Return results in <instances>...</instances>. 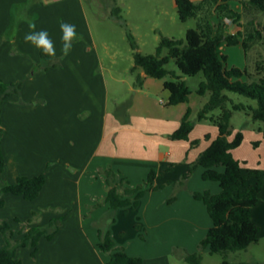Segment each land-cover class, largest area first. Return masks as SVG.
Listing matches in <instances>:
<instances>
[{
  "label": "crops",
  "instance_id": "1",
  "mask_svg": "<svg viewBox=\"0 0 264 264\" xmlns=\"http://www.w3.org/2000/svg\"><path fill=\"white\" fill-rule=\"evenodd\" d=\"M230 4L242 12L240 0H230ZM33 19L36 30L49 33L56 45L53 59L61 63L29 76L42 61L41 51L24 39ZM62 21L76 25L79 37L67 56L61 53ZM238 29L231 31L227 26L230 34ZM0 37V78L7 84L24 80L20 95L8 98L2 108V181L14 184L20 177H36L50 165L37 199L27 201L10 193L1 197L5 205L0 209V221H9L15 238H20L21 225L34 213L40 215L29 227H43L63 217L54 238L41 239L35 257L28 248L17 250L16 257L23 264H106L109 256L98 247L96 223L109 210L104 202L107 184L99 175L107 167L120 173L130 187L145 182L151 171L159 175L156 184L165 185L148 192L127 215L123 209L116 210L115 222L109 227L116 246L124 247L130 256L142 257L143 264H171L175 249L182 258L186 251L197 252L213 223L205 204L192 193L216 195L221 186L204 180L201 166L191 173L190 164L217 138L218 129L208 122H196L188 141L174 140L172 135L188 110L195 121L206 103L208 97L196 92L203 77L193 86L185 77L192 90L188 102L167 106V79L150 78L138 70L134 74L140 73L144 82L140 87L135 83L129 86L131 100L122 120L109 113L108 81L100 70L101 60L89 47L92 33L83 0H0ZM224 43L217 47L219 55L225 54ZM203 135L208 136L205 146ZM262 136L258 131L252 138L264 148ZM196 140H200L199 147L192 145ZM251 169L264 171V161ZM181 180L186 186L169 204ZM98 202L102 205L93 209ZM260 203L261 199L257 207ZM141 233L144 240H140ZM4 244L0 233V246Z\"/></svg>",
  "mask_w": 264,
  "mask_h": 264
},
{
  "label": "trees",
  "instance_id": "2",
  "mask_svg": "<svg viewBox=\"0 0 264 264\" xmlns=\"http://www.w3.org/2000/svg\"><path fill=\"white\" fill-rule=\"evenodd\" d=\"M181 22L189 19L196 21V28L187 30L184 39L169 38L161 35L159 45L154 54H142L133 34L128 30L127 37L133 50L134 66L132 73L142 70L146 76L158 80L172 77L164 83V89L169 93L167 106L186 103L192 93L191 88L184 80L185 77H194L202 74L203 80L196 89L197 94L208 97L206 103L197 113L196 120L192 119V112L188 110L184 115L180 127L173 133L174 140L188 141L195 128L196 122H208L218 129V136L210 145L190 164V172L203 167L202 178L206 181L219 182L221 192L213 195L209 191L193 192L196 200L202 201L212 220V227L202 239L199 251L187 253L185 261L188 264H202L203 252L208 250L211 255L247 250L252 244L259 242L261 228L254 220V209L260 202V194L264 187V171L248 169L243 172L242 162L235 158L233 150L240 147L244 135L239 132L233 140L231 122L236 112H243L254 123H259L258 131L264 140V63L257 61L254 70L249 65V53L254 44L260 42L264 46V27L257 21V15L264 16V0H240L242 12L231 7L230 0H201L198 3L192 0H174ZM114 14L122 19L121 8L113 10ZM16 15V6L13 7V16ZM249 20L243 23V19ZM232 22L239 30L235 34L227 31V22ZM127 27L126 24H123ZM16 26L13 27L15 29ZM32 31V29H30ZM3 37H0V44ZM226 42L228 46H241L244 50L247 66L244 69L228 66V56L219 55V43ZM42 61L32 73L47 71L58 66L60 59L46 57L41 52ZM174 60L179 73L169 70L167 66ZM246 79V80H245ZM144 78L136 74L135 86L143 85ZM24 80L16 83H4L0 78V209L5 202L1 198L4 194L22 196L27 201L37 199L45 185L50 169L47 165L39 176L28 178L20 177L14 184H5L2 175L5 169V159L2 152L1 114L5 101L14 95H20ZM228 93H234L255 101L254 104L237 103ZM198 140L192 142L197 146ZM223 168V171L219 169ZM107 184V195L104 202L109 204V210L104 216L105 223L98 221L99 249L109 256L106 264H143L142 257L130 256L125 248L118 247L112 238L109 227L115 222V212L123 209L124 215L135 210L140 200L151 191L164 188L157 185L159 175L151 171L147 180L136 187H130L129 182L114 171L111 167L101 169ZM252 178L256 179L251 184ZM186 181L181 180L175 192L169 197L171 204L177 199V191L185 188ZM102 202L92 206L99 208ZM40 213H34L27 224L21 225L20 238L15 233L9 221H0V233L5 238V244L0 246V264H23L16 257L17 250L28 248L35 257L42 238L52 240L58 233L63 217L52 219L46 226H31ZM102 220V221H103ZM136 228H140L136 225ZM141 238H144L141 236ZM222 264H231L226 259Z\"/></svg>",
  "mask_w": 264,
  "mask_h": 264
},
{
  "label": "rangeland",
  "instance_id": "3",
  "mask_svg": "<svg viewBox=\"0 0 264 264\" xmlns=\"http://www.w3.org/2000/svg\"><path fill=\"white\" fill-rule=\"evenodd\" d=\"M83 4L92 33V41L89 47H91L93 54L101 60L102 68L100 70L104 72L103 74L108 81L109 113L113 116L117 114L123 120L127 117V107L131 100V93H129L128 88L136 81V74L131 72L134 59L127 31L129 30L135 37L139 51L142 54H154L161 35L184 39L187 30L196 28V21L189 19L187 22H181L174 0H83ZM117 7L122 10L120 15L122 19H119L113 12ZM256 19L262 25L259 29H263L264 16L257 15ZM248 20L249 18L245 17L242 22L246 23ZM123 24H126L127 27H124ZM227 26L230 27L231 31L238 29L230 21L227 22ZM223 47L225 48V54L228 56L229 67L235 66L244 69L249 63L253 71L257 61L264 63V46L260 42L253 45L249 53L248 63L242 47L226 46L225 43ZM219 50L218 52L221 54V50ZM167 68L179 73L174 60H171ZM202 77V74L188 77L190 79L189 85L197 84ZM166 79L168 81L173 80L172 77ZM228 95L237 103L255 105V101L244 96L234 93H228ZM258 126L259 123H254L243 112H236L231 122L232 135L230 139L233 140L239 132L244 135L242 145L233 150L242 162L244 173L248 169L261 165V162L264 161V148L259 147L257 141H255L256 139L253 141L252 138L254 134L257 135ZM207 138V135L201 137L204 146L207 143ZM198 141L196 147L200 146V140ZM99 175L104 177L103 174L99 173ZM255 182V178L250 181L251 184ZM140 184H143V182ZM260 199V206L254 211V220L262 232L259 242L252 244L247 250L230 252L227 256L222 254L211 255L204 251L202 264H222L225 259L231 264H264V187ZM105 215L106 213L99 220L101 223H105V220H103ZM141 236L144 237L143 233L140 234V240H144L145 238H141ZM199 245L200 243L197 245V252L199 251ZM176 253L175 249L171 256V264H188L184 259L185 255L189 253L188 251L184 253V258Z\"/></svg>",
  "mask_w": 264,
  "mask_h": 264
},
{
  "label": "clouds",
  "instance_id": "4",
  "mask_svg": "<svg viewBox=\"0 0 264 264\" xmlns=\"http://www.w3.org/2000/svg\"><path fill=\"white\" fill-rule=\"evenodd\" d=\"M29 27L32 31L25 34V42L31 43L35 48L39 49L42 54L46 57L55 58L57 55L56 45L49 36L46 30H36L35 20L29 23ZM61 32V53L67 56L72 48L73 41L77 40L78 34L76 25L67 22H60L59 24Z\"/></svg>",
  "mask_w": 264,
  "mask_h": 264
}]
</instances>
